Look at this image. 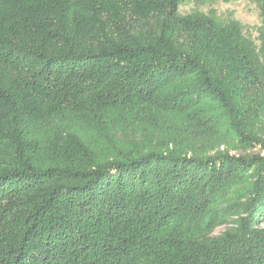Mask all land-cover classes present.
Listing matches in <instances>:
<instances>
[{"label":"trees","instance_id":"trees-1","mask_svg":"<svg viewBox=\"0 0 264 264\" xmlns=\"http://www.w3.org/2000/svg\"><path fill=\"white\" fill-rule=\"evenodd\" d=\"M183 1L0 0V264H264V0Z\"/></svg>","mask_w":264,"mask_h":264},{"label":"rangeland","instance_id":"rangeland-1","mask_svg":"<svg viewBox=\"0 0 264 264\" xmlns=\"http://www.w3.org/2000/svg\"><path fill=\"white\" fill-rule=\"evenodd\" d=\"M197 9L213 13L219 19L233 17L242 23L245 33L252 38L256 36V28L260 23V19L258 9L252 0H184L179 5L181 13H189ZM262 137L264 138V134H262ZM259 151H261L259 146H255L253 148L249 147L245 152L253 154ZM238 152L231 150V153ZM261 225H264V222ZM223 229L224 226L217 227L215 233H219Z\"/></svg>","mask_w":264,"mask_h":264}]
</instances>
